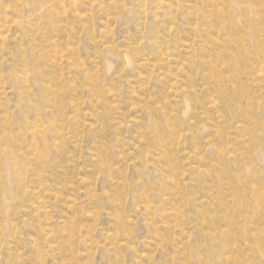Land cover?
I'll return each mask as SVG.
<instances>
[{
  "label": "rangeland",
  "instance_id": "374dc122",
  "mask_svg": "<svg viewBox=\"0 0 264 264\" xmlns=\"http://www.w3.org/2000/svg\"><path fill=\"white\" fill-rule=\"evenodd\" d=\"M0 264H264V0H0Z\"/></svg>",
  "mask_w": 264,
  "mask_h": 264
}]
</instances>
